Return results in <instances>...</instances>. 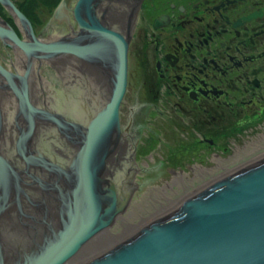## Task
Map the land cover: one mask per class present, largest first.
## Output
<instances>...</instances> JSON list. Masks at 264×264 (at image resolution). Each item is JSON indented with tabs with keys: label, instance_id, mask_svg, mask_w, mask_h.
Returning <instances> with one entry per match:
<instances>
[{
	"label": "flooded vegetation",
	"instance_id": "1",
	"mask_svg": "<svg viewBox=\"0 0 264 264\" xmlns=\"http://www.w3.org/2000/svg\"><path fill=\"white\" fill-rule=\"evenodd\" d=\"M5 1L29 27L1 0L0 26L22 41H29L31 30L40 41L66 38L73 46H86L97 40L99 28L128 39L127 83L118 109L123 137L109 164L118 186L122 173L137 191L131 159L136 173L137 160L156 148L160 167L168 172L185 167V181L204 186L264 157V0H89L92 10L87 3L77 12L80 0H66L64 19L54 18L63 0ZM14 46L0 39V156L8 157L15 171L25 166L16 142L30 130L32 117L27 149L42 147L48 158L63 164L53 152L60 145L54 136L58 127L31 114L26 100L36 110L78 120L82 99L90 105L92 97L107 93L110 73L102 62L73 53L47 61L33 57L40 62L28 69L21 59L25 54ZM63 59L69 61L68 72L48 75V66ZM95 82H105L103 89L94 90L90 83ZM153 116L156 128L147 129ZM64 145L69 146L67 140ZM214 167L223 172L214 175ZM26 176L22 173L18 183L27 182Z\"/></svg>",
	"mask_w": 264,
	"mask_h": 264
},
{
	"label": "water",
	"instance_id": "2",
	"mask_svg": "<svg viewBox=\"0 0 264 264\" xmlns=\"http://www.w3.org/2000/svg\"><path fill=\"white\" fill-rule=\"evenodd\" d=\"M1 1L28 26L12 4ZM87 3L92 10L89 0H80L76 12ZM58 7L54 18L64 19L66 0ZM94 31L96 41L73 46L66 38L40 41L31 30L29 41H22L0 26V39L29 56L46 60L73 53L102 62L110 73L107 93L92 97L90 105L82 99L78 120L36 110L26 100L31 114L58 127L60 136H54L60 145L53 152L65 161L48 158L42 147L27 149L32 117L30 130L16 142L25 166L15 171L13 162L0 156V264H65L129 206L134 190L128 178L121 173L118 186L109 167L123 137L118 109L127 82L128 39L100 28ZM65 140L69 146L61 147ZM130 167L133 177V159ZM22 173L29 180L18 183ZM9 212L16 214L8 218ZM82 264H264V157L213 181L177 209Z\"/></svg>",
	"mask_w": 264,
	"mask_h": 264
},
{
	"label": "rangeland",
	"instance_id": "3",
	"mask_svg": "<svg viewBox=\"0 0 264 264\" xmlns=\"http://www.w3.org/2000/svg\"><path fill=\"white\" fill-rule=\"evenodd\" d=\"M47 32L49 31L47 30ZM69 65V61L66 59L53 62L52 67L48 66V73H46L49 75V73L61 74V71L64 73L68 72ZM102 84L105 85V83L101 82L90 83V85L94 86V90L99 88L98 91L103 89ZM86 102H89V100H86ZM52 105L55 107L60 106L55 100ZM66 107L69 109V106ZM139 118L141 119V117ZM156 121H158V117L153 118L152 123L154 125L147 122L150 126H147V129L152 130L156 128ZM135 123L141 124L138 120ZM152 132L155 133L154 131ZM153 138L156 139V136L153 135ZM143 140L144 142L147 141L148 137H145ZM161 157L156 148V151L149 152L147 157L137 160V166L140 169H138L132 178L133 182L136 181L139 189L134 191L132 201L127 207L126 212L120 214L114 221L115 223L107 230L100 232L97 236L87 241L76 253L75 257L68 260L65 264H82L88 261V259L114 246L119 240L135 233L140 227L151 222L152 219L161 217L177 209L189 196L204 189L206 183H198L199 181H197L196 183L189 184L185 181L189 177L187 175L189 171L185 167L183 169L173 168L171 172L160 167L158 162L161 160ZM214 168V175H216L215 172H223L222 168ZM208 180L210 178L206 177L205 182Z\"/></svg>",
	"mask_w": 264,
	"mask_h": 264
},
{
	"label": "bare ground",
	"instance_id": "4",
	"mask_svg": "<svg viewBox=\"0 0 264 264\" xmlns=\"http://www.w3.org/2000/svg\"><path fill=\"white\" fill-rule=\"evenodd\" d=\"M0 24H1V23H0ZM51 40H52V39H51ZM3 44H4V43H3ZM14 47H15V46H14ZM16 48H17V47H16ZM21 52H23V51H21ZM19 53H20V52H19ZM23 53L25 54L26 59H25V56H24V55H23V57H22L21 59H22L23 61L25 60L24 63L27 62V66H26V67H27L28 69H29V64H30V63H32V65H33V64L35 65L36 62L38 63V61H39L38 59H37L36 61L33 60L34 58H36V57H34V55L29 56V55L27 54V52H25V51H24ZM20 54H22V53H20ZM33 57H34V58H33ZM59 59H60V58H59ZM33 61H34V62H33ZM46 61H47V60H46ZM39 62H40V61H39ZM24 65H25V64H24ZM34 65H33V66H34ZM40 65H41V63H40ZM21 67H22V65H21ZM24 67H25V66H24ZM26 67H25V68H26ZM35 70H36V69H35ZM33 71H34V68H33ZM29 74H30V73H29ZM33 75H34V74H33ZM38 75H39V74H38ZM35 76H36V74L34 75V77H35ZM39 79H40V77H39ZM29 80H31V79L29 78ZM33 80H34V79H33ZM37 80H38V78H37ZM11 99H12V98H11ZM2 100H3V99H2ZM11 101H12V100H11ZM34 105H35V104H34ZM9 106H10V104H9ZM12 107H13V106H12ZM2 111L4 112V110H2ZM8 113H9V112H8ZM9 117L11 118V116L8 115V118H9ZM4 120H5V119H4ZM9 120H10V119H9ZM8 122H9V121H8ZM8 122H7V123H8ZM10 124H11V123H10ZM10 124H9V126H10ZM12 125H13V124H12ZM13 126H14V125H13ZM7 128H9V127H7ZM5 133H6V132H5ZM10 139H12V138H10ZM9 142H10V141H9ZM12 142H13V141H12ZM10 143H11V142H10ZM11 145H12V144H11ZM12 146H13V145H12ZM12 146H10V147H12ZM199 191H200V190H199ZM194 194H195V193H194ZM191 196H192V195H191ZM73 260H74V259H73Z\"/></svg>",
	"mask_w": 264,
	"mask_h": 264
}]
</instances>
